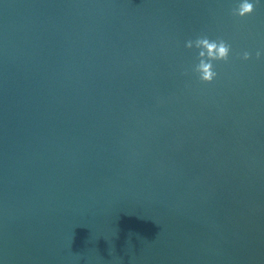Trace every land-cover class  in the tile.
<instances>
[{
  "label": "water",
  "instance_id": "water-1",
  "mask_svg": "<svg viewBox=\"0 0 264 264\" xmlns=\"http://www.w3.org/2000/svg\"><path fill=\"white\" fill-rule=\"evenodd\" d=\"M240 2L0 0V264H264V0ZM205 36L231 45L211 83Z\"/></svg>",
  "mask_w": 264,
  "mask_h": 264
},
{
  "label": "clouds",
  "instance_id": "clouds-1",
  "mask_svg": "<svg viewBox=\"0 0 264 264\" xmlns=\"http://www.w3.org/2000/svg\"><path fill=\"white\" fill-rule=\"evenodd\" d=\"M255 10L254 4L249 0H241L238 7L233 9V14L239 17L250 15ZM193 45L197 49L199 63L195 66V71L199 74V79L202 82L211 83L217 76V72L214 70L213 61H228L231 45L223 39L211 40L208 37H198L195 41H186L185 46L192 48ZM250 53L245 51L243 53V59L250 58ZM261 52L257 51L256 56L260 57Z\"/></svg>",
  "mask_w": 264,
  "mask_h": 264
}]
</instances>
